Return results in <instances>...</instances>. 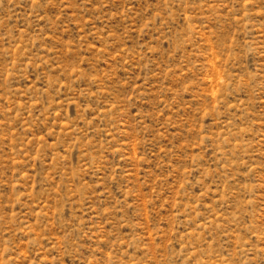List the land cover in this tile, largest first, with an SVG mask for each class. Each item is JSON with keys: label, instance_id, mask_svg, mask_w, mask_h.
<instances>
[{"label": "rangeland", "instance_id": "obj_1", "mask_svg": "<svg viewBox=\"0 0 264 264\" xmlns=\"http://www.w3.org/2000/svg\"><path fill=\"white\" fill-rule=\"evenodd\" d=\"M0 264H264V0H0Z\"/></svg>", "mask_w": 264, "mask_h": 264}]
</instances>
